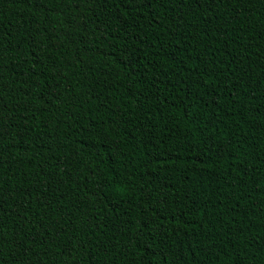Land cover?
<instances>
[{"label": "trees", "instance_id": "1", "mask_svg": "<svg viewBox=\"0 0 264 264\" xmlns=\"http://www.w3.org/2000/svg\"><path fill=\"white\" fill-rule=\"evenodd\" d=\"M0 264H264V0H0Z\"/></svg>", "mask_w": 264, "mask_h": 264}]
</instances>
